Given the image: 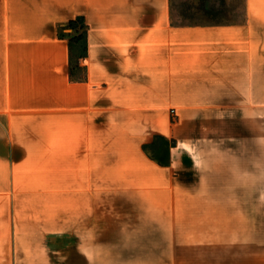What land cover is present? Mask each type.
I'll return each mask as SVG.
<instances>
[{
  "label": "crops",
  "instance_id": "crops-1",
  "mask_svg": "<svg viewBox=\"0 0 264 264\" xmlns=\"http://www.w3.org/2000/svg\"><path fill=\"white\" fill-rule=\"evenodd\" d=\"M19 1L24 10L0 11V264H101L98 174L114 170L98 167L95 144L109 138L94 128L111 118L146 162L117 170V186L141 200L153 189L162 205L163 194L178 200L204 184L208 121L217 151L232 153L235 197H259L250 174L264 165V0L200 23L176 21L172 0L9 3ZM77 18L86 54L72 77L57 29ZM167 107L181 109L177 122Z\"/></svg>",
  "mask_w": 264,
  "mask_h": 264
},
{
  "label": "rangeland",
  "instance_id": "rangeland-1",
  "mask_svg": "<svg viewBox=\"0 0 264 264\" xmlns=\"http://www.w3.org/2000/svg\"><path fill=\"white\" fill-rule=\"evenodd\" d=\"M9 1L12 0H0V11H21L27 5L19 1L15 8L14 2ZM172 10L178 22L229 21L242 14L243 2L172 0ZM69 31L65 23L58 27L57 35L68 39L65 33ZM78 52L76 48L71 51L72 77L81 73V69H74ZM167 109L169 121L177 122L181 109ZM115 119L111 118L109 125L94 128L96 137L107 135L109 138L95 144L98 167L111 164L114 170L110 175L98 174L101 264H264V165L257 164L256 171L250 174L259 197L243 199L241 203L242 199L238 200L233 191L234 171L237 169L232 165V153L217 151L219 145L213 136L216 126L213 121H208L212 139L206 155L210 159L203 165L209 163L212 166L206 167V164L199 169L204 184L193 194L183 190L174 195L178 200L171 201L170 195L163 194L162 205L152 202L155 198L153 189L145 191L146 195L141 194L145 199L141 200L136 189L123 190L117 186L122 181V173L117 171L121 165L126 161L130 164L146 162L137 152V141L129 139V133L124 132L123 142L119 139L118 125L113 123ZM221 125L224 134L229 133L228 119L223 118ZM122 144L127 149H122ZM125 152L128 157L121 155ZM222 154L226 164L218 167L220 161L217 159ZM124 176L133 182L136 178L131 172L124 173ZM108 178L115 181L111 189L100 184L106 179L109 181ZM223 180L226 183H222Z\"/></svg>",
  "mask_w": 264,
  "mask_h": 264
},
{
  "label": "trees",
  "instance_id": "trees-1",
  "mask_svg": "<svg viewBox=\"0 0 264 264\" xmlns=\"http://www.w3.org/2000/svg\"><path fill=\"white\" fill-rule=\"evenodd\" d=\"M69 32L65 33L69 42V59L71 57V51L76 48L79 49L78 55L82 57L86 54V27L82 23L80 18L70 20L67 22ZM149 145H144L143 148L147 149Z\"/></svg>",
  "mask_w": 264,
  "mask_h": 264
}]
</instances>
